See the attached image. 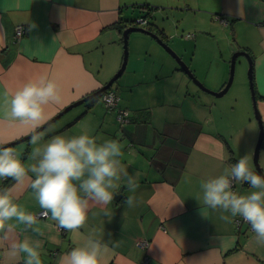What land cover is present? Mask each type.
Here are the masks:
<instances>
[{
    "label": "crops",
    "instance_id": "obj_1",
    "mask_svg": "<svg viewBox=\"0 0 264 264\" xmlns=\"http://www.w3.org/2000/svg\"><path fill=\"white\" fill-rule=\"evenodd\" d=\"M141 2L0 0V140L11 141L7 146L21 152L25 163L29 162L30 138L24 135L26 128L2 118L5 94L46 73L56 79L62 97L59 105L46 107L52 119L68 105L104 86L123 60L122 31L117 27L133 26V18L143 15L146 25L156 24L148 16L150 13L140 8ZM196 2H202V10L207 13L205 8L214 4V13L224 29L232 30L237 40V32L241 34L238 48L231 51L244 50L252 59V82L264 124V0ZM136 9L139 13L130 16ZM200 22L196 17L191 23L200 34L187 33L185 40L172 47L187 63L181 44L198 36L187 63L193 74H197L195 59L202 40L213 36ZM17 25H22L25 33L16 39ZM164 36L170 44L173 37L165 32ZM220 65L222 68L212 80L218 81L215 90L221 89L227 78L225 59ZM203 75L204 79L198 77L207 85L208 75ZM189 82L153 37L133 31L128 34L125 68L110 86L118 98V107L126 109L127 120L119 121L117 111L107 110L98 96L68 109L41 130L47 132V139L79 135L86 128L98 143L116 139L123 145L122 164L140 185L135 193L137 204L130 208L124 203L130 193L122 183L120 194L108 206L113 216L105 217L102 209L93 205L81 230L84 235L104 230V241L110 249L106 264H142L144 257L147 264H264V246L256 244L250 226H237L235 218L224 221L219 210L205 209L194 198L200 192L202 179L218 175L223 167L249 156L247 150H251L253 142L249 133L245 136L249 142L246 148L240 143L237 128L224 118L219 125L211 117L207 119L205 113L210 107L203 101L204 92ZM189 100L193 109L184 116ZM248 126L254 127L250 121ZM260 162L264 173V157ZM27 184V179L20 184L12 181L7 189L17 203L37 214L42 210ZM233 190L243 194L252 189L248 184L234 182ZM205 211L207 217L202 214ZM40 227L43 237L29 235L44 241L43 264H59L60 257L75 246L73 234L58 231L53 222L44 218L40 219ZM140 240L148 242L146 248L138 245ZM6 250V245L0 247V264H7Z\"/></svg>",
    "mask_w": 264,
    "mask_h": 264
},
{
    "label": "clouds",
    "instance_id": "obj_2",
    "mask_svg": "<svg viewBox=\"0 0 264 264\" xmlns=\"http://www.w3.org/2000/svg\"><path fill=\"white\" fill-rule=\"evenodd\" d=\"M61 99L56 79L46 73L5 94L2 118L26 128L24 135L29 136L32 147L25 163L21 152L5 146L11 141L0 140V180L12 179L20 184L27 179L31 196L42 210L37 215L17 203L10 190H0V247H7V264H43L44 241L29 235H45L41 218L53 222L58 231L73 234L75 246L60 257L59 264H106L110 249L104 241V230L87 235L81 232L90 208L98 206L105 217H112L108 206L120 194L122 183L130 193L124 203L130 208L137 204L135 193L140 185L122 164L124 153L119 140L98 143L86 128L79 135L45 139L47 132L40 129L51 119L46 107L59 105ZM234 182H247L252 190L243 194L234 191ZM199 188L194 198L201 206L219 210L220 218L227 222L242 217L250 224L256 244L264 246V176L253 169L247 155L223 167L218 175L202 179ZM202 214L208 215L206 211Z\"/></svg>",
    "mask_w": 264,
    "mask_h": 264
},
{
    "label": "rangeland",
    "instance_id": "obj_3",
    "mask_svg": "<svg viewBox=\"0 0 264 264\" xmlns=\"http://www.w3.org/2000/svg\"><path fill=\"white\" fill-rule=\"evenodd\" d=\"M136 1H142L141 5L147 4L149 6V8L145 7L144 9L150 13V15L148 16L154 23L158 24L163 28L165 33L173 37V39H170V45L173 48H175V44L179 45L181 40H185L184 35H186L187 33L196 35L200 34L198 29L194 30L191 27V23H193V20L196 19V17L199 22L201 20L200 23L206 25L205 27H208L207 30H209V32L212 31L213 36L207 35L208 37L203 39L201 45L199 46V54L195 59L197 74L194 73V76L198 80H200L201 78L204 79L205 77L203 73H207V85L209 86H207L201 79L202 83H204V85L209 90L218 91L215 90L218 87V81L212 80L216 78L219 70L222 68V65H220V61L222 59H225V73H227V81L230 70L231 56L234 52H236V50L240 51L239 49L231 51V48L232 50H234V48H238L237 44L241 41L240 39L242 38V36L239 32H237L238 40L234 35L236 41L234 42L232 30L224 29L225 27L217 20V16L214 13L217 10H214V4L205 8V10L209 12L207 13L202 10V7H205L203 3L199 2L197 4L196 0ZM138 13L139 11L136 9V12L134 13L132 11L130 16L132 14ZM211 22H216V25ZM133 23L134 25H138L135 20L133 21ZM196 35V38L188 39V42H185V44H181L184 46L183 53L187 63L189 62L190 57H192L191 52L193 51L194 43L198 38V36ZM137 44H141V41L137 40ZM221 53H223L222 56L220 55ZM248 67V58L242 55L238 56L235 61L233 80L228 90L220 97L213 96L212 94H207L204 91L203 92L205 93V95L204 93H201L204 96L203 101L207 102L210 107V110L208 108L205 113V115H207V119L211 117V121L219 125V123L221 124V121L224 118L228 123L237 128V133L240 136V143L244 144L246 148H248L249 142L246 141L247 139H245V136L251 133V141L253 142V145L249 152L247 150V154H250L248 156L249 161L253 169L255 170L253 154L258 139L259 125L258 121L255 118L252 105ZM198 75H200L201 78H199ZM189 85L192 87L194 86V83L190 80ZM189 101L185 103V110L183 112L186 114L182 113L184 116H188L193 109L191 101ZM257 106L260 115L262 116L261 107L259 105ZM248 121H250L254 127H249ZM263 152L264 147L259 150L258 155V164L260 168H262L260 161H263Z\"/></svg>",
    "mask_w": 264,
    "mask_h": 264
},
{
    "label": "water",
    "instance_id": "obj_4",
    "mask_svg": "<svg viewBox=\"0 0 264 264\" xmlns=\"http://www.w3.org/2000/svg\"><path fill=\"white\" fill-rule=\"evenodd\" d=\"M144 16L145 15L140 16L138 18H141L142 20H144L145 19ZM146 23H147V21H146ZM133 31H139V32L145 33V34L153 37L156 40V42L169 54L170 58L178 65L179 69L187 76V78L189 80H191L194 83L195 86H197L198 89L206 92L207 94H212L213 96H216V97L222 96L230 87L232 80H233L236 58L240 55L248 58V61H249L248 77H249V85H250V91H251L252 105H253L255 118L258 121V125H259L258 139H257V143L255 145L254 154H253L254 155V163H255V170L258 172V174L264 176V173L261 171V168L258 164L259 150H260L261 145H262L263 140H264V124H263L262 117L260 115V112H259L258 106H257L256 91H255V88H254V85L252 82V59L250 58V55L248 54V52H246L244 50H240V51H236L232 54L231 60H230L229 76H228L227 81L225 82L224 86L220 90L211 91L200 80H198L194 76V74L192 73V71L188 67L187 63H185L181 59L180 55L172 47H170L166 42H164L162 40V38H160L156 33L152 32L151 30H148L144 26H140V25L128 26L122 30L121 34H122V40H123V60H122L120 68L114 74V76L104 86H102L98 90L86 95L85 97L81 98L80 100H78V101L68 105L66 108L62 109L60 112H58V114L54 118L49 120V122L46 123L42 129H44V127L47 126L51 121H53L56 118H58L59 116H61L68 109L75 107L77 105H80L87 100L93 99L94 97H98V96H100V94L103 91L110 88V86L115 81V79H117V76L125 68L127 55H128V34L130 32H133ZM42 129H40V131ZM27 138H29V136H27ZM24 139H26V138H24ZM5 146H7V145H5Z\"/></svg>",
    "mask_w": 264,
    "mask_h": 264
},
{
    "label": "built area",
    "instance_id": "obj_5",
    "mask_svg": "<svg viewBox=\"0 0 264 264\" xmlns=\"http://www.w3.org/2000/svg\"><path fill=\"white\" fill-rule=\"evenodd\" d=\"M136 23L138 25H141V26H144L145 23H146V20H142L141 18H138L136 20ZM25 33V28L22 26V25H17L14 29V36L15 38H20L21 36H23ZM100 97H101V100L103 101L104 105L106 108L108 109H113V108H116L117 109V119L119 121H126L127 118H126V109H123V108H120L117 106V102H118V98L114 92L113 89H106L105 91H103L101 94H100ZM40 213V212H39ZM37 213V215L39 214ZM234 223L239 226L241 223H246L248 226H250V224H248L247 222H245L243 220L242 217H237L234 219ZM251 228V226H250ZM138 245L141 247V248H146L147 245H148V242L146 240H140L138 242ZM145 259L143 260L142 264H147V258L144 257Z\"/></svg>",
    "mask_w": 264,
    "mask_h": 264
},
{
    "label": "flooded vegetation",
    "instance_id": "obj_6",
    "mask_svg": "<svg viewBox=\"0 0 264 264\" xmlns=\"http://www.w3.org/2000/svg\"><path fill=\"white\" fill-rule=\"evenodd\" d=\"M137 19H138V17L135 18V21H136ZM145 20H146V18H145ZM146 24H147V23H146ZM146 24L144 25V27L147 26V28H149V29H151L153 32H155L160 38H162V40H163L164 42H166V43L171 47V45L169 44V42H168L166 36H164V32H163V28H162V27H160L158 24H153V25H152V22H151V25H152V26H148V25H146ZM181 58L183 59L182 54H181Z\"/></svg>",
    "mask_w": 264,
    "mask_h": 264
},
{
    "label": "trees",
    "instance_id": "obj_7",
    "mask_svg": "<svg viewBox=\"0 0 264 264\" xmlns=\"http://www.w3.org/2000/svg\"><path fill=\"white\" fill-rule=\"evenodd\" d=\"M145 7H147V8H149V6H144V5H142V6H140V8H145ZM135 19H133V21H134ZM132 21V20H131ZM117 28H119V30H123L124 29V27H122V26H119V27H117ZM117 106H118V102H117ZM107 110H116L117 111V109L116 108H113V109H108V108H106ZM256 171V170H255ZM257 172V171H256ZM258 173V172H257ZM12 179H4V180H1V183H0V190H4V189H7L10 185H11V183H12ZM245 184H247V182L245 183Z\"/></svg>",
    "mask_w": 264,
    "mask_h": 264
}]
</instances>
